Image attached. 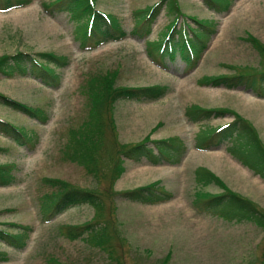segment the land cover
<instances>
[{
	"label": "rangeland",
	"instance_id": "374dc122",
	"mask_svg": "<svg viewBox=\"0 0 264 264\" xmlns=\"http://www.w3.org/2000/svg\"><path fill=\"white\" fill-rule=\"evenodd\" d=\"M17 1L26 4L0 11V55L19 50L53 52L64 55L68 63L56 69L59 83L55 87L29 75L0 74V94L40 111L35 117L0 103V118L23 128L29 136L19 144L0 133V165L16 168L15 181L0 186V228L15 232L17 227H29L23 250L0 243V252L7 257L0 264H48L50 258L61 264H264V228L222 216L215 208L208 213L195 198L197 189L206 197L222 192L223 185L264 211V180L248 167L241 144L228 139L211 148L210 136L214 128L239 116L264 145V97L244 85L227 88L203 83L207 77L261 69V55L247 36L251 34L264 46V0H233L220 12L203 0H180L185 15L213 28L196 64L188 70L178 56L167 67H160L146 53L147 42L156 40L169 21L164 10L147 37L130 32L134 11L158 0H96V8L116 17L127 34L93 49L82 47L79 21L66 12L50 13L43 8V3L50 7L53 0ZM106 72L114 74L115 86L160 84L168 91L152 101L118 100L111 111L104 112L102 141H107L93 164L95 171L89 172L69 156L72 147L67 144L73 141L71 131L89 117L88 96L82 86L91 76ZM188 108L222 111L192 121L185 113ZM173 136L187 148L179 163L135 162L122 156L124 171L117 179L112 176L119 144ZM194 143L209 149H197ZM202 175L204 182L197 180ZM154 181L172 194L169 200L147 204L123 195ZM60 186L93 190L98 203L70 206L43 222L41 203ZM96 221L105 226L104 246L65 235V227Z\"/></svg>",
	"mask_w": 264,
	"mask_h": 264
},
{
	"label": "trees",
	"instance_id": "16d2710c",
	"mask_svg": "<svg viewBox=\"0 0 264 264\" xmlns=\"http://www.w3.org/2000/svg\"><path fill=\"white\" fill-rule=\"evenodd\" d=\"M13 0H4L0 3V10H6L17 6L25 5L24 3L12 2ZM215 12L227 10L233 0H203ZM96 0H53L49 4L43 3V8L50 13L66 12L70 19L79 21L82 28L79 30V38L82 47L93 49L109 41L123 39L127 32L117 22L116 17H111L105 12H101L95 6ZM164 10L168 23L160 31L156 40L147 42L146 53L149 59L160 67H167L168 61H173L178 56L185 63V70L194 67L201 51L206 47L207 40L213 28L192 16L185 15L180 8V0H158L144 8L134 11V25L131 28L135 36L147 37L151 32V26L156 20L159 12ZM181 18V19H180ZM180 19V20H178ZM186 19H191L196 26L192 27ZM85 22H84V21ZM179 21V26L176 23ZM84 22V23H83ZM78 33V32H77ZM249 41L256 46L261 55V69L247 68L241 70L235 75H219L207 77L203 83L211 85H224L227 88L244 85L251 89L257 96L264 97V46L256 40L251 34H248ZM68 63L64 55H56L53 52L15 51L10 54L0 55V74L6 77L13 75H29L39 78L43 84L55 87L59 83L56 69L64 67ZM114 74L106 72L91 76L84 83L82 91L88 96L89 117L82 122L80 128L71 131L73 141H70L68 147H72L69 156L75 161L80 162L93 172V164L97 163L98 155L102 147V132L106 127L104 122V112L112 110V106L118 100H131L137 102L156 100L168 91L166 85H150L144 87L115 86L113 81ZM0 103L7 105L15 110L23 111L30 116L37 117L39 112L17 100L6 95L0 94ZM228 112H234L226 109ZM220 108H198L195 110L187 109V117L192 121H198L209 118L213 113H221ZM0 133L10 137L19 144L25 143L29 136L23 128L15 126L6 120L0 118ZM214 141V146L223 143L225 140L236 139L240 147L244 149L248 157V167L264 180V145L260 142L255 134L253 127L239 116L235 120L222 124L210 132ZM176 137L168 139L150 140L145 137L142 141L131 145L119 144V153L114 157V165L111 170L112 176L117 179L124 171L122 166V156L139 162L146 159L153 164L166 161L170 164H177L186 153V145ZM151 144V145H150ZM197 148L205 149L208 146L195 143ZM116 158V159H115ZM10 164L0 165V186L13 183L15 180L14 170ZM205 175H209L207 169ZM197 176V174H195ZM210 175L213 174L210 172ZM215 177V176H214ZM198 181L204 182V175L197 178ZM217 180V179H216ZM52 181V180H50ZM56 182V181H54ZM53 182V183H54ZM219 182L218 180L216 181ZM156 183V184H155ZM66 185V184H64ZM157 181L147 185L140 186L128 191H124L126 199L154 204L164 202L172 197V194L157 187ZM222 192L210 196L203 195L204 192L197 189L195 198L201 201L205 210L218 209L222 216L226 214L233 219L240 218L256 223L264 228V211L258 208L251 200L246 199L239 194L228 190L225 186ZM55 193L46 196L47 200L42 201L41 218L43 222L55 218L63 213L70 206L88 203L97 205V193L89 189L72 188L60 186ZM199 205H197L198 207ZM201 209V206L198 208ZM221 216V217H222ZM100 221L85 224L83 226L65 227V235L70 239L84 238L96 246H104L106 233L105 229L99 225ZM99 225V227H98ZM29 227H17L15 232H8L0 228V243L16 251L23 250L27 244V230ZM110 253V252H109ZM7 257L0 252V262L6 261ZM48 264H61L50 258Z\"/></svg>",
	"mask_w": 264,
	"mask_h": 264
}]
</instances>
